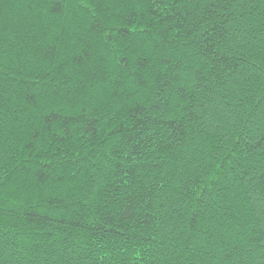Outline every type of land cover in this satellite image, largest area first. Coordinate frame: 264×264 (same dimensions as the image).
<instances>
[{
    "label": "trees",
    "instance_id": "1",
    "mask_svg": "<svg viewBox=\"0 0 264 264\" xmlns=\"http://www.w3.org/2000/svg\"><path fill=\"white\" fill-rule=\"evenodd\" d=\"M0 264H264V0H0Z\"/></svg>",
    "mask_w": 264,
    "mask_h": 264
}]
</instances>
